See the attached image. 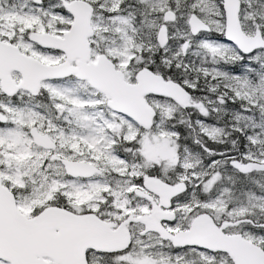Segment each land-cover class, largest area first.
<instances>
[{"label": "snow or ice", "instance_id": "snow-or-ice-1", "mask_svg": "<svg viewBox=\"0 0 264 264\" xmlns=\"http://www.w3.org/2000/svg\"><path fill=\"white\" fill-rule=\"evenodd\" d=\"M0 264H264V0H0Z\"/></svg>", "mask_w": 264, "mask_h": 264}]
</instances>
